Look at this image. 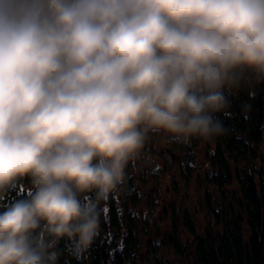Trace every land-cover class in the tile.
<instances>
[{"label":"clouds","instance_id":"1","mask_svg":"<svg viewBox=\"0 0 264 264\" xmlns=\"http://www.w3.org/2000/svg\"><path fill=\"white\" fill-rule=\"evenodd\" d=\"M257 87L264 0H0V264H84L149 133Z\"/></svg>","mask_w":264,"mask_h":264},{"label":"trees","instance_id":"2","mask_svg":"<svg viewBox=\"0 0 264 264\" xmlns=\"http://www.w3.org/2000/svg\"><path fill=\"white\" fill-rule=\"evenodd\" d=\"M220 119L227 131L212 140L215 147L207 180L218 188L234 184L235 193L227 204L224 192H220L222 203L213 208L216 223L198 236L193 253L197 264H264V157L258 163V147L264 138V88H256L254 99L246 91L232 97L228 114ZM200 141L193 138L191 144ZM240 159L249 163L245 170L235 166ZM128 171L127 167L125 182L118 186L124 205L127 199H136ZM119 199L117 195L109 201L105 209L107 223L101 221V234L91 245L84 264L135 263L136 223L130 211L120 207ZM71 264L78 262L72 260Z\"/></svg>","mask_w":264,"mask_h":264},{"label":"rangeland","instance_id":"3","mask_svg":"<svg viewBox=\"0 0 264 264\" xmlns=\"http://www.w3.org/2000/svg\"><path fill=\"white\" fill-rule=\"evenodd\" d=\"M149 136L140 158L127 166L136 199L124 205L121 188L117 189L120 207L129 210L136 223L134 264H197L193 250L198 236L215 225L213 208L222 203L220 192L228 204L235 185L218 188L207 180L214 142L192 145L163 133ZM263 157L264 138L258 147L259 164ZM248 165L240 159L235 166L245 170Z\"/></svg>","mask_w":264,"mask_h":264}]
</instances>
